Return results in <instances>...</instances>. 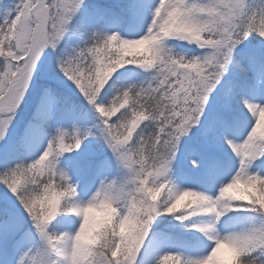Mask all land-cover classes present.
I'll list each match as a JSON object with an SVG mask.
<instances>
[{
  "label": "snow or ice",
  "instance_id": "snow-or-ice-1",
  "mask_svg": "<svg viewBox=\"0 0 264 264\" xmlns=\"http://www.w3.org/2000/svg\"><path fill=\"white\" fill-rule=\"evenodd\" d=\"M0 185V264H264V5L0 0Z\"/></svg>",
  "mask_w": 264,
  "mask_h": 264
},
{
  "label": "rangeland",
  "instance_id": "rangeland-1",
  "mask_svg": "<svg viewBox=\"0 0 264 264\" xmlns=\"http://www.w3.org/2000/svg\"><path fill=\"white\" fill-rule=\"evenodd\" d=\"M5 3L15 5L16 3H19V0H4ZM89 3H104V4H111V3H116V2H122V0H88ZM227 2V0H225ZM150 22V21H149ZM147 24L144 25V30H146ZM123 34V33H122ZM70 46L74 47L76 44L75 38L70 42ZM175 45H179V51L175 50ZM166 47L170 48L174 54H179V55H192L193 52L195 54H200V49L196 47L194 44H186L185 42L178 41V40H173L170 39L166 41ZM186 49H184V48ZM182 53V54H181ZM65 95H67L71 99H76L77 101H80L84 104L83 97L79 96L76 92H74L70 88H65L63 89ZM31 109H29L28 112L25 113V116L27 117L30 115ZM69 130L71 131L72 125L69 124L67 125ZM75 127L80 129L81 131L86 130L87 128L91 127V124H85L84 122H77L75 124ZM83 147V145H82ZM93 147L99 151V145H93ZM110 155V153H108ZM175 169H179L176 171ZM173 178L180 188L184 187H193L197 188L200 190H204L206 192H214V189L211 187V182L210 180L206 179L200 172L197 170L193 169L190 164L187 163V161L181 159L178 165H174V173H173ZM4 190V186L0 185V191ZM243 214V213H241ZM246 215V213L244 214ZM247 218V217H246ZM246 218H244L243 215H240L239 213H228L225 217L221 218L220 223L218 224V227L223 234L226 231H231V230H238L242 227H244V223ZM199 219H204V220H210L212 219L211 217H204V218H199ZM160 220H162L160 218ZM175 221V220H174ZM166 222V221H164ZM54 224L56 223L55 221L53 222ZM155 227V226H154ZM162 227V226H161ZM167 229V227H165ZM171 229V228H170ZM175 230V229H174ZM180 232L184 231L183 229H178ZM190 235V234H189ZM196 237L200 239V243L195 251L196 255L202 254L203 251L205 250V241L201 234L197 233ZM196 237H193L195 239ZM159 252V249L156 250ZM156 253H153L155 255ZM222 254L224 256H230V253L226 249H222Z\"/></svg>",
  "mask_w": 264,
  "mask_h": 264
},
{
  "label": "trees",
  "instance_id": "trees-1",
  "mask_svg": "<svg viewBox=\"0 0 264 264\" xmlns=\"http://www.w3.org/2000/svg\"><path fill=\"white\" fill-rule=\"evenodd\" d=\"M248 2H249V4L250 5H252L253 7H257V6H260V5H264V0H248ZM93 4V3H92ZM71 44L69 43V51H71V49H73V48H75L76 47V44H75V46L74 47H72V46H70ZM175 50L176 51H179L180 49H179V45H175ZM184 48V47H183ZM185 49V48H184ZM186 50V49H185ZM182 54V53H181ZM192 55H197V54H195L194 52H193V54ZM192 55H190V54H188V55H185V56H192ZM121 71H123V70H121ZM139 71V70H138ZM142 75H146L145 73H142ZM130 79H132V80H135V79H137V77L136 76H132V77H130ZM73 103H76V104H83L82 102H80V101H77L76 99H71V98H69ZM240 215H243L244 216V218H246V220H245V223H244V227H248V226H251L252 224H258V223H260V218L259 217H255V216H253L252 214H249V213H246V215H244L245 213H243V214H241V213H239ZM161 219H162V221H163V224L161 225L162 227H167V226H169V225H176L177 224V222L176 221H174V219H172L171 217H167V218H165V217H161ZM194 220H199V218H193ZM164 221H166V222H164ZM54 225H56V227L59 229V230H63L66 226L65 225H62V224H60V225H57L56 223L54 224ZM244 227H242V228H244ZM171 227H167V230L169 231V232H171V233H173V234H178V233H180V230H178V229H181L180 227H175V228H171ZM175 229V230H174ZM254 255H257L258 256V254H254ZM259 259H264V257H259Z\"/></svg>",
  "mask_w": 264,
  "mask_h": 264
},
{
  "label": "clouds",
  "instance_id": "clouds-1",
  "mask_svg": "<svg viewBox=\"0 0 264 264\" xmlns=\"http://www.w3.org/2000/svg\"><path fill=\"white\" fill-rule=\"evenodd\" d=\"M99 212L101 213L100 215H98L96 212H93L91 214V221L93 224H98L103 220V213L105 212V209H100Z\"/></svg>",
  "mask_w": 264,
  "mask_h": 264
}]
</instances>
